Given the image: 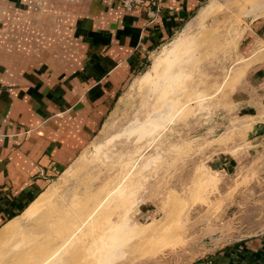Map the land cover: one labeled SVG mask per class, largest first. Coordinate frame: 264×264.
Segmentation results:
<instances>
[{
    "label": "rangeland",
    "instance_id": "1",
    "mask_svg": "<svg viewBox=\"0 0 264 264\" xmlns=\"http://www.w3.org/2000/svg\"><path fill=\"white\" fill-rule=\"evenodd\" d=\"M263 3L203 1L207 15L150 55L94 138L44 191L49 205L41 211L54 212L53 222L33 236L39 243H31V234L23 250L0 249V264H16L23 255L30 264L47 258L44 264H194L216 261L263 233L264 143H249L230 118L238 113L245 67L253 63L247 54L264 48ZM171 48L174 55L166 57ZM173 71L183 77L182 94L196 98L202 90L204 101L149 130L129 129L157 106L162 78ZM69 233L75 239L66 247ZM20 236H7L4 244Z\"/></svg>",
    "mask_w": 264,
    "mask_h": 264
},
{
    "label": "crops",
    "instance_id": "2",
    "mask_svg": "<svg viewBox=\"0 0 264 264\" xmlns=\"http://www.w3.org/2000/svg\"><path fill=\"white\" fill-rule=\"evenodd\" d=\"M203 1L163 0L155 16L120 0H0V230L74 162L150 55L198 22ZM247 55L230 118L257 145L264 48ZM215 259L264 264V232Z\"/></svg>",
    "mask_w": 264,
    "mask_h": 264
},
{
    "label": "bare ground",
    "instance_id": "3",
    "mask_svg": "<svg viewBox=\"0 0 264 264\" xmlns=\"http://www.w3.org/2000/svg\"><path fill=\"white\" fill-rule=\"evenodd\" d=\"M263 2V1H262ZM264 5V3H263ZM210 6V5H208ZM206 5V7L203 8V10L200 12V15L198 17V22L203 19L208 11H209V7ZM192 25V24H189ZM263 53V52H262ZM166 57H169L171 55H174V51L171 48L170 50H168L167 53H165ZM164 55V56H165ZM260 55V54H259ZM177 57V55H176ZM175 60V59H174ZM176 62V63H175ZM180 61H174V63L172 64L173 67L176 66V69H178L180 66H178ZM173 68H171L170 70H172ZM154 74L152 72L148 73L145 77ZM143 81V80H142ZM159 81V80H158ZM156 82L159 86L160 82ZM162 89L160 88V93L158 95L157 99V106L152 110H150L151 112L144 118H140L142 120H138L135 124L131 125L129 127V129H143V130H149L150 128H152L153 126L155 127L156 124H160L162 123L164 120H169L172 121L175 118V115L177 112L181 111V109L184 110V108H187V106H189L191 103H193L194 101H204L203 99L206 98L207 93L199 90L198 94H196V98H192V97H188L187 94H182V90H185L182 88V82H183V77H178L176 75V72L173 71V73L170 75L169 73L165 75L164 78H162ZM192 84V82L190 83ZM157 86V85H156ZM165 89V90H164ZM187 91V90H186ZM198 91V90H197ZM222 92V91H221ZM176 95H179L178 98H176ZM151 99V98H149ZM149 104V103H148ZM155 104V102H154ZM202 104V103H201ZM151 106H153V104H150ZM150 106V108H151ZM201 106V105H200ZM153 108V107H152ZM144 112V111H143ZM178 114V113H177ZM142 117V116H141ZM137 120V119H136ZM155 129V128H154ZM105 130V129H104ZM152 131V130H151ZM145 142V141H144ZM180 147V146H179ZM86 163V162H85ZM90 163V162H89ZM86 165V164H85ZM88 165V164H87ZM81 166V165H80ZM84 169V168H83ZM69 179V178H68ZM118 187H116L117 189ZM48 190V189H47ZM176 191V190H175ZM55 195V194H54ZM57 195V194H56ZM112 195V194H111ZM50 198V192H43L41 193L23 212L22 214H20L19 216H17L16 218H14L13 220H11L10 222H8L1 230H0V249L1 251L4 249L5 250V254H8L10 252H18L20 250H23L24 248V244L28 243L29 241V236L31 234L33 238L34 234L36 233H40V231H42L44 228H46V226L48 224H51L50 220L53 216V212L54 210H48L44 209V212L41 211L44 204H46L48 202ZM109 198V196H108ZM49 205V204H46ZM67 205V204H66ZM89 206V205H88ZM75 208V207H74ZM90 209V208H89ZM93 209V208H92ZM78 216V215H77ZM36 217H40L39 221H35ZM105 220V219H104ZM68 221V220H67ZM80 221V219H79ZM90 221V219H89ZM53 222V221H52ZM88 222V221H87ZM75 223V222H74ZM61 224V223H60ZM81 224V223H80ZM28 225L31 226L30 228H28L27 230H25L24 228H26ZM65 225V224H64ZM82 225V224H81ZM61 226V225H58ZM80 226V225H79ZM110 226V225H109ZM107 227V226H106ZM133 227V226H132ZM131 227V228H132ZM42 228V229H41ZM89 228V227H88ZM24 229V230H23ZM56 229V228H55ZM99 229V228H98ZM152 229V228H151ZM155 229V228H154ZM62 230V229H61ZM77 230V228L75 229V231ZM82 230V229H80ZM108 230V229H107ZM118 230V229H117ZM50 231V230H48ZM70 231V230H69ZM116 231V230H115ZM122 231V230H121ZM133 231V230H132ZM20 233V237L18 239H14L11 241V243H9L7 245L4 244V242H6V237L7 236H16L17 233ZM53 232V231H52ZM71 232V231H70ZM113 232V231H112ZM117 232V231H116ZM115 232V233H116ZM125 232V231H124ZM50 233V232H49ZM98 233V232H97ZM108 233V232H107ZM119 233V232H118ZM117 233V234H118ZM121 233V239H122V232ZM70 234V233H69ZM75 233H71L69 235V237L66 238V241L63 242V244L67 243L69 240L72 241V238L74 236ZM115 234V235H117ZM61 235V234H60ZM59 235V236H60ZM88 235V234H87ZM107 235V234H106ZM110 235V234H109ZM113 235V233H112ZM36 237L33 238V240L31 241V243H33L34 241H36V239L38 240V235H35ZM63 236V235H62ZM46 237V235H45ZM64 237V236H63ZM62 237V238H63ZM107 237V236H106ZM117 237V236H116ZM43 238V237H42ZM75 239V238H73ZM117 239H120V237L118 236ZM60 241V240H59ZM115 241V240H114ZM117 241V240H116ZM90 242V241H89ZM39 243V240H38ZM57 243V242H55ZM69 243V242H68ZM58 244V243H57ZM6 245V246H5ZM68 244H66L65 246L67 247ZM35 247V245H33ZM54 248V247H53ZM107 247H105L106 249ZM58 249V248H57ZM89 250V249H88ZM9 251V252H8ZM61 251V250H60ZM113 251V250H112ZM88 252V251H87ZM52 253V252H51ZM105 253V252H104ZM4 253H2L0 255V260L2 258V256ZM20 254V253H18ZM26 254V253H25ZM22 255V254H21ZM49 255V254H48ZM47 255V256H48ZM73 255V254H72ZM99 255V254H98ZM20 256V255H18ZM56 256V254H55ZM114 256V255H113ZM52 257V256H51ZM87 257V256H86ZM10 261L13 260L12 258L14 257H10ZM41 258V257H39ZM47 258V257H46ZM50 258V257H49ZM29 258L26 257V255L23 257H21V259L19 258L18 260H20V262L16 263V264H30V261L28 260ZM110 259V258H109ZM9 260V259H8ZM47 259H40V261L38 262V264H44L46 262ZM54 260V259H53ZM3 261V260H2ZM1 261V262H2ZM86 261V260H85ZM7 262V261H5ZM50 262H48L49 264Z\"/></svg>",
    "mask_w": 264,
    "mask_h": 264
},
{
    "label": "built area",
    "instance_id": "4",
    "mask_svg": "<svg viewBox=\"0 0 264 264\" xmlns=\"http://www.w3.org/2000/svg\"><path fill=\"white\" fill-rule=\"evenodd\" d=\"M163 0H120L122 8L127 12H132L137 9H142L148 14L157 15L162 11ZM194 264H216L213 258H208L203 262Z\"/></svg>",
    "mask_w": 264,
    "mask_h": 264
},
{
    "label": "water",
    "instance_id": "5",
    "mask_svg": "<svg viewBox=\"0 0 264 264\" xmlns=\"http://www.w3.org/2000/svg\"><path fill=\"white\" fill-rule=\"evenodd\" d=\"M204 1H205V0H204ZM203 7H204V6H203ZM202 9H203V8H202ZM197 14H198V13H197ZM184 27H185V26H184ZM184 27H183V28H184ZM183 28H182L181 30H183ZM179 32H180V31H179ZM173 39H174V38H173ZM173 39H172V40H173ZM167 43H168V42H167Z\"/></svg>",
    "mask_w": 264,
    "mask_h": 264
}]
</instances>
